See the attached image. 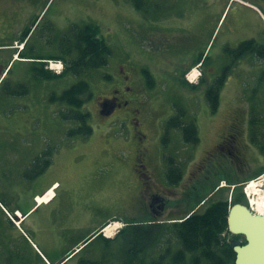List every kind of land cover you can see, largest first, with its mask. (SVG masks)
<instances>
[{
	"label": "rangeland",
	"instance_id": "obj_1",
	"mask_svg": "<svg viewBox=\"0 0 264 264\" xmlns=\"http://www.w3.org/2000/svg\"><path fill=\"white\" fill-rule=\"evenodd\" d=\"M148 21L152 22V29L148 28ZM89 23L100 28L101 37L112 51L108 65L46 80L38 74L42 65L28 59L23 81L16 85L9 80L0 82V117L4 123L8 121V132L0 135V145L18 148H11L10 154L16 167L25 166L28 181L40 175L32 177L45 161L51 163L54 150L62 146H86L96 161L106 164L114 162L113 155L121 153L120 164L116 162L114 168L121 177V200L112 214L114 220L125 224L122 233L115 240L99 235L89 240L90 236L75 257L63 264H80L84 260L104 264H173L175 254L182 248L174 220L181 221L194 212L204 213L219 201L230 203L231 196L241 198L243 205L253 203L261 210L260 202L264 208V187L262 192L245 190L264 163L252 142L245 141L249 128L250 132L257 128L264 132V0H0V66L9 65L11 70L15 65V70L24 61L22 58L63 57L62 61H71L77 57L73 47L75 28ZM28 31L24 52L18 53L19 60L13 59L1 46L15 39L22 42V33ZM249 40H254L263 53L249 52L245 61L236 62L230 51ZM202 57L201 82L186 84L182 72L190 70ZM243 61L249 63L246 70ZM132 66L139 69L141 78L143 69L148 70L155 81L154 88L148 89L146 110L151 114L140 124L133 117H122L125 108H118L111 115H103L100 110V100L111 96L123 81L122 67L133 76ZM227 67L229 78L221 91L220 107L212 113L206 91ZM80 81L89 84L91 94L82 108L90 114L88 123L93 129L86 138L69 136L78 122L64 120L61 113L69 108L49 100L52 94L61 95ZM176 105L187 111L184 120L196 123L198 144H187L181 130H171L164 136L166 122L176 114ZM249 111L250 117L238 137L237 158L221 150L220 143L229 132L231 119L248 118ZM131 133V140L124 141ZM136 146L146 149L142 168L151 190L165 197L168 206L176 210L173 214L167 210L162 216H151L142 186L133 184L135 174H139V169L132 166ZM94 151H99V156ZM170 159L182 171L176 185L167 178ZM59 195L57 202L61 192ZM81 205L78 227L71 225L66 232L54 228L32 232L25 225L20 234L6 223L0 210V264H47L37 247L51 261L63 258L69 249L44 245L54 243L50 240L56 235L66 243L85 237L86 224L78 225L84 221L85 211L92 210L99 217L111 212L109 200L92 209ZM74 210L68 205L59 215ZM190 259L188 255L187 262Z\"/></svg>",
	"mask_w": 264,
	"mask_h": 264
},
{
	"label": "crops",
	"instance_id": "obj_2",
	"mask_svg": "<svg viewBox=\"0 0 264 264\" xmlns=\"http://www.w3.org/2000/svg\"><path fill=\"white\" fill-rule=\"evenodd\" d=\"M70 1L71 0H65V3H69ZM25 33L26 32H23L22 35ZM17 43L19 42L15 39L12 43H6L1 47H4V51H7L8 55L11 53L13 59L19 60L21 56L18 57V53H20L21 50L17 47ZM15 50L17 52L13 53ZM22 59H24V61L20 63L21 65L16 67L15 70V65L12 66L11 70H9L11 67L9 65L0 66V82L9 80L13 85L18 84L25 79L27 70L26 63H30L28 59L38 60L41 58ZM242 64L244 69L246 67L249 68V63L247 64L244 62ZM13 70L14 73L11 75ZM247 103L250 104L249 101ZM250 114L251 112L249 111L248 119ZM2 120L3 117H0V135L3 137L4 133L6 134L8 132V121L4 123ZM132 136L133 133L129 134L128 139H123L124 141H130ZM247 138L248 139L245 141L248 143L252 142L264 161L263 129L257 128L254 132H250L249 128L247 131ZM11 148L18 149L13 146L10 147L7 144L0 145V152L2 153V156H0V168H2L0 170L2 178L0 193L3 197L2 200H0V210L3 212L2 214L6 223L16 228L20 234L25 231V225L32 232L45 231L46 228L59 229L62 232L69 231L66 229L71 225L72 227H78L76 223L78 222L77 216L82 212L81 203L88 209H92L101 201L106 204V201L109 200L111 212L106 216L99 217L96 213L92 212V210L85 211L84 221H80L78 224L80 226L86 224L88 234L85 237L76 240L74 243H66L67 241L65 239H61L56 235L50 240L54 243H46L44 245L46 247L69 249L60 260H49L52 264H63L65 258L72 256L78 251L83 246V242L90 236L89 240L99 235L102 229L109 223L118 221L114 220L112 211L116 209V206H120L121 200V177L119 173L116 175V171H114L116 162L117 165L120 164V157L118 155L121 153L113 155L115 161L111 162L110 160L106 164L105 161H96L94 159L95 154H92L93 151L86 146H62L54 150L53 160H51L46 170L33 180L28 181L25 176V166L19 165L16 167V163L14 159H12L13 154H10ZM137 148V146L134 147V156L137 154ZM94 153H98L99 156V151H94ZM132 166L136 169V161ZM263 174L264 163L261 166V170L254 176L258 177ZM133 184L135 186L141 185L142 192L144 193L143 179L139 174H135ZM59 192H61V199L57 202L60 197ZM85 193H87V195H85ZM100 195V201H98ZM38 199H41L42 202L40 203ZM145 201H149L147 194H145ZM68 205H72L75 210L67 214L59 215L60 210ZM5 209L12 214H20V216H15V220L20 222L19 225H16L9 218ZM119 235H117L115 239ZM100 237L104 238L103 236ZM36 249L39 251L40 256L43 255L38 247Z\"/></svg>",
	"mask_w": 264,
	"mask_h": 264
},
{
	"label": "trees",
	"instance_id": "obj_3",
	"mask_svg": "<svg viewBox=\"0 0 264 264\" xmlns=\"http://www.w3.org/2000/svg\"><path fill=\"white\" fill-rule=\"evenodd\" d=\"M139 8L140 5H138ZM100 28L89 23L80 28H75L74 31V51L77 57L71 61H64L66 68L62 75H52L45 70L44 65L41 64L39 69L40 76L43 79H51L62 77L66 74H80L86 69H96L108 65L109 57L111 56V49L106 41L100 35ZM30 31L25 33V38L21 42H25ZM262 48L256 44L254 40L244 41L238 45L236 49L230 51L233 59L236 60L243 54L249 52L263 53ZM61 60L62 58L59 57ZM202 57L195 65L203 61ZM194 65V66H195ZM193 66V67H194ZM191 67V69L193 68ZM189 71V70H188ZM186 71L185 74L188 72ZM230 69L227 67L223 73L215 79V81L208 87L206 97L211 107L212 113H217L220 107L221 91L225 86L229 76ZM147 79V86L153 89L155 81L153 76L147 71H144ZM189 84L188 81H185ZM195 88L196 86H192ZM91 97L89 93V84L86 81H80L61 95L52 94L50 102L60 103L66 105L69 110L62 112L61 115L64 120H74L78 122L79 126L69 131V136H91L93 129L89 125L90 114L82 111L85 102ZM176 114L172 116L165 125L164 136H167L171 130H181L187 144H198L199 131L195 122L184 120L187 114L182 107L176 105ZM170 167L167 171V178L169 183L176 185L182 178V171L177 168L173 159H170ZM50 160L44 162L38 167L37 171L32 177L43 173L49 166ZM138 168V165L136 166ZM140 175H143L139 171ZM31 177V176H30ZM241 198H234L231 204H242ZM231 204L228 201L216 202L212 204L204 213H193L185 217L182 222L174 223L175 232L182 248L175 254L173 264H235V253L232 248L224 246L223 240L220 238L224 234L226 228V216L228 214ZM189 215V214H188ZM191 259L187 262V256ZM80 264H104L99 261L84 260ZM159 264H165L160 262Z\"/></svg>",
	"mask_w": 264,
	"mask_h": 264
},
{
	"label": "flooded vegetation",
	"instance_id": "obj_4",
	"mask_svg": "<svg viewBox=\"0 0 264 264\" xmlns=\"http://www.w3.org/2000/svg\"><path fill=\"white\" fill-rule=\"evenodd\" d=\"M146 11H149L146 10ZM148 28L152 29L150 24H152L151 21L147 22ZM168 29L166 26L163 27ZM173 31V30H169ZM169 48V47H168ZM246 54H243L241 57H238L235 61L236 62H242V60L245 58ZM245 60V59H244ZM131 70L133 71V76L131 74H128L124 67H122L123 71V81L121 82L119 88L114 90L111 96L108 98H104L100 100V110L102 111V104L106 106V111L109 115H111L113 112H115L118 108H125V110L121 111V115L124 119H128L133 117L134 120L137 122V124H140V120L144 119V117L151 114V112H148L146 108L149 107V88L147 86V79L145 77L143 69V75L144 77L141 78L139 75V69L135 66H132ZM148 71V70H147ZM185 76V71H183ZM246 120V121H244ZM247 124V118L243 119V117H233L231 119V123L229 125V132L222 138L220 143L221 150H226L230 154L235 155L237 158H239V154L237 151V141L238 137L241 134L243 128ZM138 133L134 131V136L138 137ZM137 154H136V166L138 165L139 169L138 171L142 172L143 175V191L148 196L149 200V210L151 212V215L154 217L162 216L166 213L167 210H169V215L173 214L176 210L175 208H170L168 206V202L165 201V197L154 193L151 189V182L149 180L148 175L143 172V156L146 154V149H144V146H137ZM225 202V201H222ZM229 212L226 216V228L222 240L223 245L230 247V244L232 241H241L243 244H246V236L243 235H233L229 230ZM235 253V252H234ZM236 260V254L235 259Z\"/></svg>",
	"mask_w": 264,
	"mask_h": 264
},
{
	"label": "water",
	"instance_id": "obj_5",
	"mask_svg": "<svg viewBox=\"0 0 264 264\" xmlns=\"http://www.w3.org/2000/svg\"><path fill=\"white\" fill-rule=\"evenodd\" d=\"M103 115H109L102 104ZM229 230L233 235L246 236V244L232 241L235 264H264V215L254 214L246 206L235 204L229 212ZM222 237V236H221Z\"/></svg>",
	"mask_w": 264,
	"mask_h": 264
},
{
	"label": "built area",
	"instance_id": "obj_6",
	"mask_svg": "<svg viewBox=\"0 0 264 264\" xmlns=\"http://www.w3.org/2000/svg\"><path fill=\"white\" fill-rule=\"evenodd\" d=\"M48 69L53 71L54 73L60 74L64 69V65L60 61H49L48 62ZM190 76H192V75H190ZM190 76H188L189 79H190ZM257 184H261V182H259ZM249 187H250V185L247 188H249ZM120 227H121V224L108 225L104 229L103 233L106 237H111L120 230Z\"/></svg>",
	"mask_w": 264,
	"mask_h": 264
},
{
	"label": "bare ground",
	"instance_id": "obj_7",
	"mask_svg": "<svg viewBox=\"0 0 264 264\" xmlns=\"http://www.w3.org/2000/svg\"><path fill=\"white\" fill-rule=\"evenodd\" d=\"M21 47L23 48V46H21ZM195 76H197V70H193L191 78H195ZM262 187H264V184H263V186H260L254 181L251 183L250 187L248 188V192H251L252 189H255L256 192H262ZM50 196H51V194H50ZM259 198H261V194H260ZM259 207H261V210L256 209L257 212H259V214H261V215L264 214V208L262 207V204H260V202H259Z\"/></svg>",
	"mask_w": 264,
	"mask_h": 264
}]
</instances>
